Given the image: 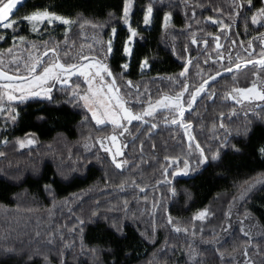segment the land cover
I'll list each match as a JSON object with an SVG mask.
<instances>
[{
	"label": "trees",
	"instance_id": "16d2710c",
	"mask_svg": "<svg viewBox=\"0 0 264 264\" xmlns=\"http://www.w3.org/2000/svg\"><path fill=\"white\" fill-rule=\"evenodd\" d=\"M252 3L251 9L245 4L243 16L233 22L232 0H133L130 23L138 35L128 60L122 54L128 35L120 19L123 0H26L10 19L19 21L15 32L0 28V61L8 74L27 75L25 65L42 58L48 48L58 51L43 57L39 70L55 59L78 65L83 57L104 58L120 98L142 111L175 95L182 82L194 90L216 70L223 73L235 50L231 52L227 40L221 50L209 41L215 35L224 41L227 29L220 30L211 19L233 24L238 49L248 25L253 26L249 17L264 6L263 0ZM149 4L153 15L144 26ZM38 9L76 23L67 26V32L57 24L33 31L21 18ZM165 12L171 17L167 27ZM93 23L103 28L94 29ZM113 26V52L105 58L101 48L106 50ZM194 38L206 39V47L196 49ZM142 59L148 60L143 72ZM124 62L129 63L126 72L120 68ZM187 62L190 67L181 78L178 74ZM246 69L209 80L185 111L184 123L191 124L187 135L171 123V110L133 124L123 169H116L97 143L111 127L98 129L81 103L76 107L67 102L76 84L85 91L80 77L64 86L67 91L56 84L51 100L14 104L15 120L4 119L5 102L0 113V264H264V157L258 151L264 147V110L251 114L228 98L233 89L260 80ZM28 139L34 143L27 145ZM18 141L26 146L21 148ZM222 142L227 147L221 148ZM197 145L209 158L219 151L220 158L207 166L194 164L187 176L172 177L185 158H198ZM204 210L203 220H193Z\"/></svg>",
	"mask_w": 264,
	"mask_h": 264
},
{
	"label": "snow or ice",
	"instance_id": "6c2138e0",
	"mask_svg": "<svg viewBox=\"0 0 264 264\" xmlns=\"http://www.w3.org/2000/svg\"><path fill=\"white\" fill-rule=\"evenodd\" d=\"M24 0H0V26L5 29H12L15 32V25L19 22L16 20H10L11 14L17 8L18 5L22 4ZM245 4L247 9L253 7L252 0H232L233 11L229 14L233 22L237 20L238 17H242L244 14ZM133 11V0H123V5L121 9V22L127 29L128 35L126 36L123 45H122V54L128 60L131 59L133 55V38L138 35L137 29L131 26V14ZM113 13H109L111 17ZM153 15V5L149 4L143 13L142 23L144 26H149L151 23ZM23 22H27L33 31L37 30V25L42 24L45 21L48 25L53 23H60L65 26H70L76 21H72L66 17L57 15L54 12H51L48 9L44 10H35L24 15L22 18ZM171 17L170 14L165 12L163 16L164 27L168 26ZM211 19V18H209ZM260 20H264V6L259 8L255 13L251 15V23L253 25L257 24ZM87 23V22H86ZM212 24H217L220 30H224L226 27H231V25H226L224 21H218L216 19H211ZM84 25L81 24V27ZM94 29H102L103 25L91 24ZM67 27L65 31L67 32ZM117 34V28L115 26L111 29V35L109 36L108 41L106 42V50L102 46L101 53L105 58L113 52V40ZM4 39V36L0 35V40ZM14 40L18 39L21 42L25 41L24 36L13 37ZM218 41L219 37H215ZM193 44L197 43V40L193 39ZM47 41L44 42L45 47L47 48ZM206 43V41H205ZM234 43V41H233ZM217 49L221 47L219 43L216 45ZM249 48L252 47V44L249 43ZM58 49L48 48L44 52V56L48 55V52H52L54 55L57 53ZM252 54L250 53L249 56ZM217 56L222 60V54L219 52ZM83 59H88L83 57ZM43 63L41 57H36L35 60L30 65H25L27 70V75L17 74L9 75L6 71L3 70V61H0V81H6V83L0 84V113L5 111V101L7 102V111H13L14 102H24L30 98H39V99H49L51 100L52 87L56 84L61 85L63 91H67V88L64 86H71L70 81L72 77H83L84 83L88 86L87 89L83 92L80 91V85L76 84L75 89L69 93L68 103L73 104L76 107L80 106V102L83 103L84 109L91 114V120L95 122V125L98 129L100 126L111 125L112 134L107 136L106 139L111 141V147L116 148V151L113 152L111 148H105L104 139H100L97 143L100 144L102 150L108 153V156L111 158V164L115 166L116 169H122L123 162L117 160V157L122 155L120 148L117 147L118 137L125 135L126 124H131L133 121H144L145 117H152L157 107H163L174 112V115L171 119L173 125H179L181 128L185 129V135L188 134V128L191 127V124L187 126L184 123V115L187 109H191L193 103L196 101L197 97L205 92V86L209 84V80H215L216 77L221 75L220 70H216L215 75H211L208 79H204L202 83H199L198 86H194V90H190V86L186 82H182L181 90L177 91L175 95H169L163 97L160 100L156 101L155 105L149 104L148 107L144 108L142 111H135L130 107L126 106V103L116 95L118 89H115L113 85L115 84V75L110 70L107 63L103 60H99L96 63L85 64H65L61 63L59 59H55L54 62L47 64L39 70V66ZM247 64H252L253 66H258L261 71H264V50L260 53V58L258 59H248ZM141 71L148 67V60L142 59L139 63ZM122 72H126L129 68V63L124 62L120 65ZM188 65H184V71H181L178 75L183 78L186 74ZM235 68L239 69L240 64H235ZM225 72H232L233 68L231 65L223 66ZM16 71L19 73V66L17 65ZM107 77L112 78L111 83H108V90L111 95H109V103L103 107V111L97 107V102L100 99L101 89L95 87V82H100L101 84L107 83L105 79ZM130 83V82H129ZM234 92H239L241 95H248L250 98H259L264 100V90L257 91L256 87L246 88V89H233ZM185 93H188V97L185 99ZM78 98V99H77ZM211 98V97H209ZM229 99H234V97L229 96ZM10 119L15 120L16 117L13 115ZM156 124H152V128H155ZM220 127H224L223 124ZM19 146L24 148L27 145H32L34 141L28 139L26 144L24 141H18ZM221 148L227 147L226 142L220 144ZM196 151L198 152V158L194 160H189L185 158L183 160V167L180 168L179 165L176 166V170L172 171L170 175L176 177L178 175L187 176L190 171H194L193 165L197 167L207 166L210 163L216 162L220 158V152L217 151L211 155L209 158L205 152L200 148L199 145L196 146ZM259 153L264 157V147H261ZM0 155L4 153L0 152ZM166 160L170 158L166 157ZM169 183L171 181H168ZM47 188V186H46ZM143 190V189H142ZM207 215V210L200 211L196 216L193 217V220H203ZM169 224H172L171 218L168 220ZM117 231H121L120 226L113 225ZM173 231L180 232L181 228L174 227ZM187 231L186 229L184 230ZM195 235V233H193Z\"/></svg>",
	"mask_w": 264,
	"mask_h": 264
},
{
	"label": "flooded vegetation",
	"instance_id": "af4514ba",
	"mask_svg": "<svg viewBox=\"0 0 264 264\" xmlns=\"http://www.w3.org/2000/svg\"><path fill=\"white\" fill-rule=\"evenodd\" d=\"M251 18V16L249 17ZM233 24H231V27H227L226 29V37L224 38V41L220 40V36L219 35H215L213 37H210L216 50H221L224 45L226 40L231 42V52L233 50H235L232 54V57L230 59L229 65L232 66V68L234 70H237L235 68V64H240V68H247L245 73L249 74L251 73L252 78H260V80H257L254 84H252L251 87H256L257 91H262L264 90V71H261L259 69L258 66H253L252 64H247L246 61L250 58V59H258L260 58V53L262 50H264V20H260L257 24L255 25H248L249 28L247 29V31L244 33V38L243 40L240 41L239 43V48L235 49V42L234 41V36H235V32L233 30ZM249 30V31H248ZM215 37H219V40L217 41L215 39ZM197 43L194 44V47L197 49L199 47H201L202 49H204L206 47V43L207 40L206 39H196ZM206 41V43H205ZM217 43H219L221 45V47L219 49H217L216 45ZM249 43L252 44V47L249 48L248 45ZM203 50H201L200 53H202ZM252 54L251 56H249V54ZM190 64V62H187V64ZM233 64V65H232ZM190 67V65H189ZM184 69V68H183ZM230 74V72H223L221 73L220 76L216 77L215 80L220 79L221 77L226 76L227 74ZM228 74V75H229ZM226 79V78H224ZM227 82L226 80L224 81V83ZM54 87V86H53ZM251 87H240L238 89H246V88H251ZM232 96L234 97V99H231L235 105H239L241 106V108L243 110H246L248 112H250L251 114H260L263 110H264V100H260L259 98H252L249 101L243 102L241 101V97H243V95H241V93L239 92H234L233 93H229L228 97Z\"/></svg>",
	"mask_w": 264,
	"mask_h": 264
},
{
	"label": "rangeland",
	"instance_id": "374dc122",
	"mask_svg": "<svg viewBox=\"0 0 264 264\" xmlns=\"http://www.w3.org/2000/svg\"><path fill=\"white\" fill-rule=\"evenodd\" d=\"M43 24H47L48 25V23L45 21L44 23H42V24H38L37 25V28L38 27H40L41 25H43ZM63 25V24H60V23H53L52 25ZM28 26L30 27V25L28 24ZM65 26V25H64ZM65 27H67V26H65ZM1 29H4L2 26L0 27ZM100 60H103L105 63H106V61H105V59L104 58H101ZM97 61H99V60H94V59H88V60H86V61H82V62H80L79 64H85V65H87V64H89V63H96ZM78 64V65H79ZM75 77V76H74ZM74 77H72V78H74ZM71 78V79H72ZM82 80H83V77H80ZM108 77L105 75V79H106V81H107V83H104V84H101L100 82H95V87L97 88V89H101V91H100V99L98 100V102H97V107L98 108H100V110L101 111H103V107L104 106H106L108 103H109V99H108V97H109V95H111L110 93H109V90H108V86H107V84L108 83H110L109 81H108V79H107ZM84 81V80H83ZM3 83H6V81H4ZM3 83H1V84H3ZM58 86H61V85H59V84H57ZM86 85V84H85ZM87 85H86V89H87ZM85 89V90H86ZM116 95H118V93H116ZM119 96V95H118ZM120 97V96H119ZM30 99H39V98H30ZM122 99V98H121ZM160 99H162V98H160ZM159 99V100H160ZM252 98H250L248 95H243V97H241V101H243V102H246V101H249V100H251ZM27 100H29V99H27ZM41 100H48V99H41ZM26 101V100H25ZM123 101V100H122ZM6 102V101H5ZM17 103H21V102H19V101H16V102H14V104H17ZM81 104H82V106H83V103L82 102H80ZM149 104H152V105H155L156 104V101H154V102H152V103H149ZM149 104L146 106V107H148L149 106ZM145 107V108H146ZM162 110H169V109H165V108H163V107H157L156 108V111L154 112V113H156V112H158V111H162ZM87 111V110H86ZM8 112V111H7ZM89 113V112H88ZM13 114V113H12ZM89 115H90V117H91V114L89 113ZM10 116H11V112H8V113H6L5 115H3V117H4V119L6 118H10ZM145 118H147V117H145ZM144 118V119H145ZM94 122V121H93ZM142 121H133L131 124H126V130H125V135H123V136H119L118 137V144H117V147H119L120 148V151L122 152V155H120V156H118L117 157V160L118 161H120V162H123V167H122V169L123 168H125L126 167V165H127V160H126V158H125V156H124V146H125V143H126V141H127V139H128V137H129V131H130V128L133 126V124H135V123H141ZM94 124H95V122H94ZM104 126H109V127H111V129H112V126L111 125H104ZM112 134V130H111V132H110V134L109 135H111ZM108 135V136H109ZM104 139V144H105V148H111V150L113 151V152H115L116 151V148H112L111 147V141L110 140H107L106 139V137L105 138H103ZM99 146H100V144H99ZM101 148V147H100ZM104 151V150H103ZM107 155H108V153L106 152V151H104ZM111 159V158H110ZM242 229L244 230V232L246 233L247 232V224L246 223H244L243 225H242Z\"/></svg>",
	"mask_w": 264,
	"mask_h": 264
},
{
	"label": "water",
	"instance_id": "95a60500",
	"mask_svg": "<svg viewBox=\"0 0 264 264\" xmlns=\"http://www.w3.org/2000/svg\"><path fill=\"white\" fill-rule=\"evenodd\" d=\"M25 1H26V0H24V2H25ZM24 2H23V3H24ZM263 2H264V0H263ZM23 3L17 6V8H16V9L13 11V13L11 14L10 19L14 16V14L17 12V10L23 5ZM0 27H1V26H0ZM49 53H52V52H48V54H49ZM43 54H44V53H43ZM43 54H42V58L45 57ZM87 58L90 59L89 57H87ZM88 59H83V58H82V59H81V62H82V61H86V60H88ZM92 59H93V58H92ZM187 65H188V68H189V65H190V64L188 63ZM188 68H187V71H188ZM183 71H184V69H183ZM187 71H186V73H187ZM9 75H10V74H9ZM185 75H186V74H185ZM109 78H110V77H109ZM111 79H112V78H110V80H111ZM1 82H4V81H1ZM114 85H115V84H114ZM114 85H113V86H114ZM52 88H53V87H52Z\"/></svg>",
	"mask_w": 264,
	"mask_h": 264
}]
</instances>
